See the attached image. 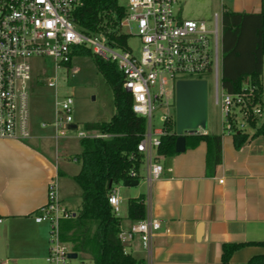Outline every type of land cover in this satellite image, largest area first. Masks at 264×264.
<instances>
[{"label": "built area", "instance_id": "built-area-1", "mask_svg": "<svg viewBox=\"0 0 264 264\" xmlns=\"http://www.w3.org/2000/svg\"><path fill=\"white\" fill-rule=\"evenodd\" d=\"M82 5V0H0V138L25 141L32 137L30 98L35 76L43 80L34 74L32 59L50 58L56 71L64 69L75 75L79 67L73 66V51L78 46H87L102 58L117 63L123 72V86L133 97V111L147 120L138 151L149 164L145 178L149 186L163 173V165L155 160V154L161 136L167 132L166 122L175 119L169 109L176 107V86L180 80H206V74L215 75L216 104L223 114L224 132L234 134L248 130L251 119H257L258 124L264 119V108L256 101L254 85L245 81L243 90L237 93L227 91L222 85V12L214 13L211 26L204 19L183 18L179 0H128L121 29L129 37L140 38L141 56L136 57L128 43L119 45L103 32L83 31L75 19V11ZM45 82L57 89V75L46 77ZM57 98L52 123L57 135L65 136L67 130L72 129L80 139L112 136L80 129L73 115L72 93L62 99L57 95ZM161 107H166L168 112L160 115L162 125L155 129L154 114ZM190 134L208 132L200 128ZM130 176L136 179L139 173L133 169ZM109 203L120 216L122 197L117 184L112 185ZM145 203L148 206L147 200ZM76 213L62 203L57 181L51 180L47 203L34 214L36 222H45L50 227L47 260L51 264H71L70 254L74 250L71 243L61 238V222L75 217ZM163 228L162 220L149 213L132 226L131 233L140 235L149 245ZM164 230L170 232L169 228Z\"/></svg>", "mask_w": 264, "mask_h": 264}, {"label": "crops", "instance_id": "crops-1", "mask_svg": "<svg viewBox=\"0 0 264 264\" xmlns=\"http://www.w3.org/2000/svg\"><path fill=\"white\" fill-rule=\"evenodd\" d=\"M220 7L221 12L260 13L264 0H220ZM262 84L264 90V65ZM43 123L42 129L48 127ZM32 126L28 140L0 138V264H51L47 260L50 227L34 219L47 203L51 180L57 181L59 198L69 210L77 212L82 201L74 180L81 166L77 170L71 166L79 162L75 156L82 149L73 154L72 145H61L65 136L57 135L54 125V132L48 134ZM247 131L251 137L256 133L253 128ZM207 132L223 139L222 162L213 172H207V143L187 144L184 152L172 156L155 154L163 173L150 186L145 181L149 164L144 158L136 178L140 183L124 184L125 196L120 192L125 202L120 213L122 242L145 264H220L222 245L227 242L257 243L237 250L231 264H247L251 257L264 255V134L238 149L233 134L224 132L223 121L220 132ZM142 195L148 202L147 214L164 226L149 245L131 233L137 221L128 217L129 200Z\"/></svg>", "mask_w": 264, "mask_h": 264}, {"label": "trees", "instance_id": "trees-1", "mask_svg": "<svg viewBox=\"0 0 264 264\" xmlns=\"http://www.w3.org/2000/svg\"><path fill=\"white\" fill-rule=\"evenodd\" d=\"M83 5L75 11V19L88 34L103 32L110 41L125 45L129 36L121 29V21L127 13L119 0H82ZM222 85L232 93L241 92L245 81L256 87V101L264 108L262 73L264 65V11L260 13L222 12ZM75 55H88L111 87L115 112L107 121L84 124L88 132L109 133V138L85 137L80 139L82 151L76 157L81 163L74 180L81 188V205L75 217L61 222V238L72 244L76 253L91 255L93 264H145L131 252H127L120 237L121 217L113 212L109 203L112 187L130 179L131 170L139 171L144 156L138 144L147 129L145 117L132 109L133 97L124 86V74L117 63L95 54L87 46H78ZM256 133L247 130L233 134L236 148H241L257 135L264 134V122L251 119ZM167 132L161 136L157 149L160 156H172L176 152V121L165 124ZM222 135L190 134L187 144L205 141L208 146L207 172L211 173L222 162ZM147 216L145 196L128 202V217L139 221ZM260 243V242H259ZM255 242H227L222 245L220 264H231L233 254L240 248ZM247 264H264V255H255Z\"/></svg>", "mask_w": 264, "mask_h": 264}, {"label": "rangeland", "instance_id": "rangeland-1", "mask_svg": "<svg viewBox=\"0 0 264 264\" xmlns=\"http://www.w3.org/2000/svg\"><path fill=\"white\" fill-rule=\"evenodd\" d=\"M123 5H127L128 0H119ZM179 8L182 9L183 18L204 19L212 26L213 15L215 12L221 13L220 0H179ZM135 30V29H134ZM128 46L136 57L141 56L142 42L136 35L128 38ZM34 74L43 78L42 81L35 76L30 98V108L32 114V123L35 130L40 133H52L54 127L51 123L56 117V100L57 95L63 98L65 95L72 93L74 95V119L80 129L84 130V124L92 121H107L115 112V104L111 87L105 81L104 77L98 71L93 58L88 55H75L73 57V66H78L79 71L73 75L67 73L64 69L55 70L54 63L50 58L32 59ZM39 74V75H38ZM57 75L58 86L49 87L45 82L46 77ZM204 78L208 81V126L209 132L216 133L222 130L223 114L219 105L216 104V80L214 74H206ZM39 80V81H38ZM222 88L220 82V89ZM57 90V94H56ZM168 112L166 107H161L154 114L153 127H161L160 115ZM173 113L176 121V107L169 109ZM261 119L259 123H263ZM47 122L48 127L41 128V123ZM61 145L69 143L72 145V153L80 152L82 147L80 139L76 136V131L69 129L65 137L61 138ZM74 170L80 168L81 163L73 161L71 163ZM67 182V181H66ZM76 188L81 190L77 183ZM120 188L121 195H126L124 182L117 184ZM67 190V188H66ZM72 193V192H71ZM73 197V196H72ZM76 201V195H74ZM78 201V200H77ZM79 202V201H78ZM77 202V203H78ZM125 202H122L123 208ZM124 210H122V213ZM71 264H93L88 254L79 253L77 258L71 259Z\"/></svg>", "mask_w": 264, "mask_h": 264}, {"label": "water", "instance_id": "water-1", "mask_svg": "<svg viewBox=\"0 0 264 264\" xmlns=\"http://www.w3.org/2000/svg\"><path fill=\"white\" fill-rule=\"evenodd\" d=\"M208 126V83L204 79L180 80L176 86V152H184L187 147V135ZM76 128V124H73ZM138 179H127L126 186H135ZM113 182L109 186L112 187ZM73 252L71 258H77Z\"/></svg>", "mask_w": 264, "mask_h": 264}]
</instances>
